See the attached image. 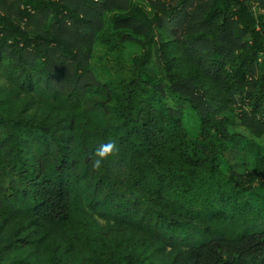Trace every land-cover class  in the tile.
I'll list each match as a JSON object with an SVG mask.
<instances>
[{"label":"trees","instance_id":"1","mask_svg":"<svg viewBox=\"0 0 264 264\" xmlns=\"http://www.w3.org/2000/svg\"><path fill=\"white\" fill-rule=\"evenodd\" d=\"M0 264H264V0H0Z\"/></svg>","mask_w":264,"mask_h":264},{"label":"rangeland","instance_id":"2","mask_svg":"<svg viewBox=\"0 0 264 264\" xmlns=\"http://www.w3.org/2000/svg\"><path fill=\"white\" fill-rule=\"evenodd\" d=\"M108 19V15H107ZM107 25V22H106ZM103 33V32H102ZM93 49L92 67L95 74L103 81H120L128 77L133 68V62L130 61L138 51H127L126 46L115 47L114 43L109 45L101 43L100 37ZM105 38V36H103ZM233 119L234 112L227 113ZM199 117L196 111L190 106L187 107L183 120V125L191 137H197L200 132Z\"/></svg>","mask_w":264,"mask_h":264}]
</instances>
